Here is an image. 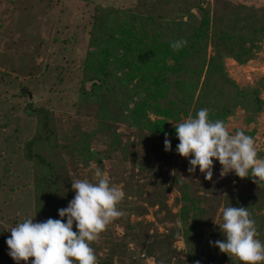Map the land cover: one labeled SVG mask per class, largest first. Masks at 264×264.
<instances>
[{"label":"trees","instance_id":"obj_1","mask_svg":"<svg viewBox=\"0 0 264 264\" xmlns=\"http://www.w3.org/2000/svg\"><path fill=\"white\" fill-rule=\"evenodd\" d=\"M189 1L145 0V5L136 11L108 7L91 9L90 50L86 51L82 67L77 71L78 88L71 98L72 104L69 100L71 113L51 107L33 108L30 102L26 105L31 116L34 115L33 134L24 142L22 151L35 179V222L59 218L57 210L66 207L74 194L71 183L77 179L95 182L97 178L92 176L97 168L107 173L110 183H123L126 187L130 179L121 172L134 176L135 170L142 169L154 173L157 183L153 194L143 199L148 207L156 206L158 211L167 209L169 184L181 193L180 201L183 202L178 214L182 221L180 231L165 235L159 244L157 241L156 249L154 243L145 254L153 257L156 264H163L160 256L172 250L171 239L180 236L189 263L196 264L200 260L201 201L191 197L188 181L179 179L178 174L169 178L161 172V168L175 167L177 162L173 157L179 141L175 138L174 126L166 127L169 121L176 124L182 118L194 116L201 108L209 109L210 119L224 122L237 106L254 114L261 110L259 89H239L227 76L223 61L230 58L244 64L253 59L264 37V6L222 1L215 4L210 14L208 8L201 6L203 0L190 6ZM174 7L181 11L171 19L168 9ZM192 9L196 12L192 13ZM179 39L186 43L179 50H173L170 42ZM208 45L212 51L210 57L206 53ZM259 87L264 90V78L259 80ZM195 91L198 92L196 97ZM19 95L29 99L24 93L19 92ZM91 111L98 120L97 128L90 134L77 132L85 125ZM107 120L121 122L127 127L135 135L138 148H134L127 136L123 141L121 134L110 130ZM78 122L79 126L73 129L71 126ZM165 133L171 141L168 152L163 145ZM148 155L154 157L155 166L145 165ZM104 159L111 161L107 169ZM90 162L95 168L86 171ZM126 193L138 199L142 194L137 189ZM260 198L264 200L263 192L262 196L254 197L256 201ZM243 202L237 206L248 208L255 220L258 238L264 242V214L257 215L252 210L255 207L256 211H261L264 201L261 206L250 205V202L243 205ZM139 208L134 211L137 216L146 212L138 211ZM215 232L220 239L219 229L215 228ZM90 246L93 248L94 243ZM0 251L6 264H16L7 254L5 240ZM111 251L113 255L120 249ZM97 262L111 264L98 257ZM164 264L173 262L168 260ZM236 264H240L238 259Z\"/></svg>","mask_w":264,"mask_h":264},{"label":"rangeland","instance_id":"obj_2","mask_svg":"<svg viewBox=\"0 0 264 264\" xmlns=\"http://www.w3.org/2000/svg\"><path fill=\"white\" fill-rule=\"evenodd\" d=\"M144 1L0 0V246L10 235V229L18 222L25 217L35 218V179L32 176V167L24 159L22 151L24 142L33 134L34 115L31 116L30 108L26 105L30 102L33 108L51 107L71 113V98L78 88L77 71L82 67L86 51L90 50L88 40L92 23L91 9L108 7L136 11L145 5ZM197 1L191 0L188 4L194 5ZM203 1L201 6L208 8L210 14L215 4L222 1H230L236 5L264 6V0ZM175 9L176 7L168 9L171 19L176 18L181 11V8L177 11ZM195 12L196 10L192 9V13ZM183 21H186V17H183ZM258 45L259 50L253 59L244 64L230 58H226L223 63L227 76L239 89H259L261 110L254 114L243 106H237L226 117L225 124L230 134L239 130L253 137L257 155L264 157V90L259 87V80L264 78V37ZM206 53L207 57L212 55L209 45ZM19 92L27 95L29 99L19 95ZM197 93L195 91L194 97ZM149 117L154 120V116ZM84 122L85 125L77 132L90 134L97 128L98 120L92 111ZM77 125L79 126V122L71 127L74 129ZM107 125L110 130L121 134L123 141L127 136L134 148H138L135 135L131 134L127 127H123L121 122L112 123L107 120ZM173 126L174 123L169 121L166 129ZM174 158L177 161L175 167H163L161 172L169 178L178 174L179 179L188 181L191 197L200 200V206L203 208L199 223L203 237L198 253L200 260L197 262L236 264L235 257L221 253L211 246L209 241L218 239L214 231L215 228L218 229L216 224L222 222L221 212L224 207H236L243 201V205L249 202L250 205H262L263 198L256 201L254 197L262 196L264 182L257 185L250 178L241 179L234 173L221 176V165L217 161L213 162L212 180L207 181L199 169L189 173L187 159L179 156L176 151ZM103 164L107 169L111 166V161L104 159ZM145 165L155 166L154 157L148 155ZM94 168L95 164L90 162L86 171H92ZM141 170H135L134 176L121 172L130 179L127 181L128 187L123 183L113 182L125 195L117 205L122 215L107 225L93 242L94 253L102 261L106 260L111 264H123L125 261L134 264H156L153 257L145 254L147 248L155 243L156 249L165 235L181 229L182 221L178 216L183 204L180 201L181 193L169 184L166 192L167 209L158 211L156 206L148 207L143 199L153 194L157 183L154 173ZM104 173L107 177V173ZM92 178L96 179L94 173ZM125 189L127 192L137 189L142 194L138 199L127 194ZM73 196L74 194L69 198L72 199ZM138 207V211L146 212L140 216L135 215L134 211ZM260 209L262 210L256 211L255 207L252 208L257 215L264 214V204ZM218 234L222 239V234ZM171 241L172 250L160 256L163 264L168 260L173 264H191L183 239L179 236ZM113 248L120 251L111 255ZM152 252L156 253L155 250ZM0 264H6V258L1 251Z\"/></svg>","mask_w":264,"mask_h":264},{"label":"clouds","instance_id":"obj_3","mask_svg":"<svg viewBox=\"0 0 264 264\" xmlns=\"http://www.w3.org/2000/svg\"><path fill=\"white\" fill-rule=\"evenodd\" d=\"M185 43L179 39L170 42V47L179 50ZM174 129L179 141L175 151L187 159L189 173L199 169L204 179L211 181L213 162L217 161L221 176L234 173L257 185L264 182V157L257 155L253 137L239 130L230 134L223 120L210 119L209 109H199L194 116L174 124ZM163 145L165 152L171 150L167 133ZM94 176L95 182L77 179L71 183L74 196L66 207L57 210L59 218L34 222V218L25 217L10 229L5 243L16 264H28L30 258L31 264H98L91 242L122 215L117 205L125 194L99 168ZM221 221L216 225L223 238L209 244L231 254L240 264H264V242L258 238L248 208L226 206Z\"/></svg>","mask_w":264,"mask_h":264}]
</instances>
